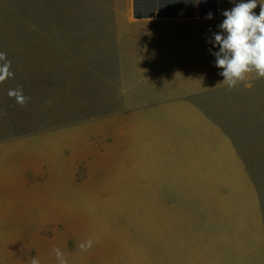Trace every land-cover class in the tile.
Here are the masks:
<instances>
[{"label": "rangeland", "instance_id": "obj_1", "mask_svg": "<svg viewBox=\"0 0 264 264\" xmlns=\"http://www.w3.org/2000/svg\"><path fill=\"white\" fill-rule=\"evenodd\" d=\"M90 9V0H0L4 84L34 86L18 80L36 75L37 44L52 29L87 25ZM196 76L186 67L140 71L119 91V113L69 114L23 92L27 103L9 111L28 128L10 134L56 128L48 139L59 156L33 178L38 187L0 193V214L26 205L0 215V264H58L55 248L68 264H264V161H241L184 112L180 97ZM8 149L29 164L22 148Z\"/></svg>", "mask_w": 264, "mask_h": 264}, {"label": "crops", "instance_id": "obj_2", "mask_svg": "<svg viewBox=\"0 0 264 264\" xmlns=\"http://www.w3.org/2000/svg\"><path fill=\"white\" fill-rule=\"evenodd\" d=\"M232 1L90 0L93 9L82 15L88 24L52 29L50 41L37 44L36 75L18 81L35 83L27 86L30 93L50 99L37 102L42 106H62L69 114L119 113L124 100L118 93L125 87L132 89L140 71L186 67L197 76L186 81L185 88L192 93L180 97L184 112L198 115L202 128L215 132L232 153L241 154V161H264V79L250 77L246 82L250 87L241 83L231 90L218 84L224 78L219 74L223 69L216 67L214 53L219 45L214 35H227L219 25ZM253 11L259 15V4ZM0 77V193L33 189L40 183L34 177L51 173L46 161L59 156L48 139L56 128L42 126L37 132L10 134L28 127L9 111L10 106L21 105L9 95L18 88L4 84L10 76ZM35 142L40 151L31 148ZM8 146L22 148L29 164L12 161ZM25 208L17 203L0 215L8 218Z\"/></svg>", "mask_w": 264, "mask_h": 264}, {"label": "clouds", "instance_id": "obj_3", "mask_svg": "<svg viewBox=\"0 0 264 264\" xmlns=\"http://www.w3.org/2000/svg\"><path fill=\"white\" fill-rule=\"evenodd\" d=\"M260 6L259 15L254 9ZM225 19L219 25L223 35H214L215 44L219 45L216 56V67L223 69L222 82L229 90L236 88L241 83L253 79H264V0H247L237 3L231 10L223 13ZM212 18V13L207 14ZM7 54L0 52V61H6ZM10 65L7 61L5 67ZM3 77H0L2 79ZM249 86V84H246ZM10 96H14L22 106L27 103L28 97L23 95L22 88L11 90ZM93 246V240L88 239L78 245L81 251H88ZM58 264H68L64 253L59 248L54 250ZM30 264H40L38 258L33 257Z\"/></svg>", "mask_w": 264, "mask_h": 264}, {"label": "built area", "instance_id": "obj_4", "mask_svg": "<svg viewBox=\"0 0 264 264\" xmlns=\"http://www.w3.org/2000/svg\"><path fill=\"white\" fill-rule=\"evenodd\" d=\"M239 3V0H233L230 6V10L237 4Z\"/></svg>", "mask_w": 264, "mask_h": 264}]
</instances>
